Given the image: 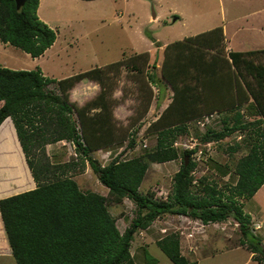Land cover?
Masks as SVG:
<instances>
[{"label": "trees", "instance_id": "trees-1", "mask_svg": "<svg viewBox=\"0 0 264 264\" xmlns=\"http://www.w3.org/2000/svg\"><path fill=\"white\" fill-rule=\"evenodd\" d=\"M38 7L39 0H25L19 10L14 0H0V42L33 59L56 40L55 31L39 19ZM162 54L160 77L147 73L148 52L134 55L130 66L141 76L142 84L146 85L143 74L147 73L151 84L163 82L173 91L170 103L147 129L156 135L155 147L128 159L116 156L104 166L91 154L120 145L125 138L116 131L102 68L56 81L45 77L39 68L0 67V169L15 173L18 179L16 188L5 195L29 188L32 180L35 185L32 190L0 199V217L15 264H135L130 253L134 235L165 215L183 216L203 225L232 218L244 238L253 236L247 249L254 254V261L264 264L262 239L251 233L250 217L243 212V202L252 199L264 184V48L228 50L219 26L169 43ZM84 81L98 83L100 92L94 100L76 107L68 92ZM53 84L57 92L49 89ZM151 100L152 94L144 114ZM213 113L222 116V129L208 128L203 134L196 131L194 136L201 143L243 136L227 148L230 153L245 155L235 164V183H225V189L207 176H194L195 149L179 151L174 145L180 136L189 134L188 124ZM59 142L73 145L78 160L89 163L107 188L106 197L82 191L67 176L77 162L50 161L45 147ZM128 146L135 148V138L129 139ZM185 157L189 158L186 166ZM178 158L182 160L180 168L164 199L153 192H139L150 164ZM124 199L136 210L135 218L121 233L107 204H122ZM156 245L172 264H197L182 254L177 232L164 235ZM143 257L142 264H158L145 249Z\"/></svg>", "mask_w": 264, "mask_h": 264}, {"label": "rangeland", "instance_id": "rangeland-1", "mask_svg": "<svg viewBox=\"0 0 264 264\" xmlns=\"http://www.w3.org/2000/svg\"><path fill=\"white\" fill-rule=\"evenodd\" d=\"M39 1L42 7H39L37 15L55 31L54 44L47 54L38 59L7 45L0 50V66L12 70L39 68L45 77L56 81L94 68H102L106 73L105 84L109 88L108 100L112 104L116 131L125 140L120 145L91 154L101 166L108 164L116 156L128 159L139 155L144 149L151 150L155 147L156 135L149 134L147 129L170 103L173 91L163 82L151 84L146 76L147 73L161 76L160 65L165 45L220 26L223 28L228 50L264 48V0ZM145 52L149 53L150 64V71L143 74L146 85L140 82L141 76L137 77L130 69L134 63L133 56ZM152 65L156 68L153 69ZM49 87L57 92L56 84ZM99 92L98 83L84 81L76 84L68 94L70 102L81 107L94 100ZM151 94L152 100L144 114ZM221 117L218 113H213L200 118L196 123L188 124L189 134L180 136L174 145L179 151L195 149L192 155V161L196 163L194 176H207L219 188L225 189V183H235V164L245 155L241 151L230 153L227 148L241 141L243 136L234 134L219 142L204 144L194 136L196 131L203 134L208 128L221 131ZM11 124L10 120V127L13 126ZM132 137L136 141L134 149L128 146ZM45 153L52 163L77 162V167L70 169L67 176L82 191L107 196V188L99 182L87 161L83 164L78 160L73 145L65 142L49 144L45 147ZM22 156L26 164L23 153ZM5 157L16 163L13 157ZM181 162V158H178L163 164H150L139 192H153L156 198L164 199L171 190L172 178L179 170ZM13 168L16 170L14 165ZM29 175L31 177L30 172ZM17 180L15 173L0 169V197L13 196L35 187L31 178L29 188L5 195L16 188ZM243 203V212L250 217L251 233L259 236L264 245V184L252 199ZM107 208L116 218V225L121 233L135 218L136 207L128 199L118 205L107 204ZM173 232L180 235L184 256L190 260H198L199 264H217L225 257L246 258L249 250L225 252L222 246L230 248L239 241H253L250 234L244 238L232 218L221 223L203 225L200 221H192L183 216L165 215L153 222L147 230L138 231L134 235L130 253L135 264L144 262L143 249L156 258L158 264H172L156 245V241ZM188 242L195 252H191ZM5 244L0 254L10 250L7 240ZM1 247L3 248L2 245Z\"/></svg>", "mask_w": 264, "mask_h": 264}, {"label": "crops", "instance_id": "crops-1", "mask_svg": "<svg viewBox=\"0 0 264 264\" xmlns=\"http://www.w3.org/2000/svg\"><path fill=\"white\" fill-rule=\"evenodd\" d=\"M39 7L41 8L42 7V4H41V1H39ZM39 7H38V10H37V14H38V11L40 10L39 9ZM5 46H7V45H5V44H2L1 42H0V50H2V49H4L5 48ZM51 48V47H50ZM49 48V49H50ZM47 52H48V50H46L45 52H44V54H47ZM43 54V55H44ZM27 56H29L28 54H26ZM42 55V56H43ZM42 56H40V57H42ZM39 57V58H40ZM34 59H38V58H34ZM1 65V64H0ZM1 67V66H0ZM10 120V119H9ZM14 129V128H13ZM16 135V134H15ZM4 188V187H3ZM2 198H6V197H0V199H2ZM251 222H252V220H251ZM264 228V227H263ZM6 237H5V233H4V229H3V223H2V220H1V217H0V251L1 250H4V248H5V246H6V244H5V242H6V239H5ZM264 242V241H263ZM8 244V243H7ZM247 242H244V244L242 245V242L241 241H239L237 244H233V245H231L230 246V248H229V246H226V245H223L222 246V248H223V250H225V252H227V251H234V252H237V250H245V251H248V249H247ZM1 245L3 246V248L1 247ZM188 245H189V249L191 250V252H195L194 251V249L191 247V245H190V242H188ZM187 245V246H188ZM8 246V245H7ZM263 247H264V245H263ZM8 248H9V246H8ZM181 248H182V246H181ZM10 249V248H9ZM10 251V252H9ZM9 251H6V253H3V254H0V260L2 261L0 264H15L14 263V260H13V258H12V256H11V250H9ZM182 252V251H181ZM182 254H183V252H182ZM184 255V254H183ZM252 256H253V253L252 252H250L249 253V256L247 255L246 256V258H243V257H237V258H235V257H233V258H229V257H225V258H223L222 260H220L217 264H260V263H257V262H255V261H253V259H252ZM211 259H214V257H212ZM211 259H209V260H211ZM244 260V262H242ZM193 261H196V263L197 264H199V261L198 260H193Z\"/></svg>", "mask_w": 264, "mask_h": 264}, {"label": "water", "instance_id": "water-1", "mask_svg": "<svg viewBox=\"0 0 264 264\" xmlns=\"http://www.w3.org/2000/svg\"><path fill=\"white\" fill-rule=\"evenodd\" d=\"M14 1H15V3H16V8L19 10V9L21 8V6L24 4V1H25V0H14ZM187 163H188V158L185 157V158H184V165L186 166Z\"/></svg>", "mask_w": 264, "mask_h": 264}]
</instances>
